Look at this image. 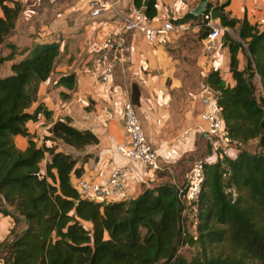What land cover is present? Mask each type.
Wrapping results in <instances>:
<instances>
[{
	"label": "trees",
	"instance_id": "1",
	"mask_svg": "<svg viewBox=\"0 0 264 264\" xmlns=\"http://www.w3.org/2000/svg\"><path fill=\"white\" fill-rule=\"evenodd\" d=\"M201 1H207L205 12L226 28L221 39L229 52L234 84L225 83L219 70H210L203 82L217 93L230 141L242 145L258 139L260 151L240 149L234 157L223 155L204 165L197 203L179 196V187L186 184L197 160L193 155L185 160L192 165H182L174 180L146 187L134 198L113 202L81 198L71 182L72 173L82 174V167L75 166L80 157L59 151L56 145L38 146L25 125L39 112L49 115L41 105L32 113L28 109L37 100L39 84L51 73L59 44L36 43L21 49L19 54H27L11 64L9 75L0 76V214L24 228L1 249L0 264H264V101L256 98L251 80L258 76L264 92V29L246 18L230 17L225 10L228 0ZM133 4L143 8L149 20L157 14L156 0H133ZM21 10L19 0H0V47L10 49L0 56V65L17 53L6 38ZM200 16L186 12L170 22L184 24ZM206 35L202 26L200 36ZM240 52L246 54L242 69ZM59 83L73 88L75 75H63ZM130 99L139 104L136 83L130 87ZM50 131L46 139L78 150L98 143L92 131L75 128L69 119L55 121ZM16 135L27 138L25 149L16 146ZM206 149L205 156L211 152L207 139ZM46 154L49 159L42 170ZM90 156L85 154L82 161ZM189 213L198 219V236L185 230ZM83 222H90L91 228ZM220 242L231 254L207 255L208 248ZM186 244L202 251L188 260L179 250Z\"/></svg>",
	"mask_w": 264,
	"mask_h": 264
},
{
	"label": "crops",
	"instance_id": "2",
	"mask_svg": "<svg viewBox=\"0 0 264 264\" xmlns=\"http://www.w3.org/2000/svg\"><path fill=\"white\" fill-rule=\"evenodd\" d=\"M22 10L15 20L14 28L6 38L7 43L17 47L7 66L6 76L11 73V64L21 60L36 43L57 42L59 51L49 77L41 82L37 100L28 109L32 113L38 105L49 112H39L37 119L26 122L27 132L38 146L56 145L57 150L82 156L76 167H82L86 178H93L98 165L109 160L114 167L124 171V193L134 198L146 187L175 179L174 171L178 162L186 155H194L200 143L206 138L196 130L203 123L198 119L201 109L198 96L200 79L210 70H219L221 78L229 85L234 80L229 71V52L222 45L221 37L214 40L201 38L196 21L187 22L190 32L172 31L160 35L155 43L148 44L139 32L125 35L131 52L129 63H119L107 81H102L106 41L121 31V20L132 7L133 0H114L116 13L106 12L91 17L87 7L89 0H19ZM220 3L225 0H218ZM199 0H156V16L151 20L161 25L170 19L179 18L194 8ZM225 10L235 19L246 18L260 30L264 29V0H228ZM215 21L219 22L217 19ZM197 23V24H196ZM199 26V27H198ZM35 29L36 31L31 32ZM188 32V33H187ZM187 33V34H186ZM189 36L196 37L197 51L185 52ZM193 44V42L191 41ZM2 53L1 56L9 54ZM176 50H170V49ZM179 51H178V50ZM242 53L238 55L239 68H243ZM7 64V65H6ZM73 73L75 84L67 88L59 83L63 75ZM136 83L139 88V104L136 113L143 130L157 148L163 170L147 175L140 161L124 157L114 151V145L124 140L122 127V104L130 96V87ZM176 93L179 101H175ZM69 119L77 129H88L98 138L97 144L87 145L78 150L61 140L46 139L51 136L50 127L57 120ZM192 128L188 134L183 132ZM16 146L25 149V136L14 137ZM234 157L233 150H230ZM49 155L42 160L45 168ZM75 175L72 173L71 182ZM104 181V180H103ZM89 224L90 222H84ZM14 223L10 216L0 214V237H6Z\"/></svg>",
	"mask_w": 264,
	"mask_h": 264
},
{
	"label": "built area",
	"instance_id": "3",
	"mask_svg": "<svg viewBox=\"0 0 264 264\" xmlns=\"http://www.w3.org/2000/svg\"><path fill=\"white\" fill-rule=\"evenodd\" d=\"M87 7L91 17H98L106 12H117L114 0H89ZM202 17L200 24L207 28L205 38L214 40L221 37L226 28L215 21L209 12L203 13ZM189 28L187 23L173 24L170 21L159 26L154 25L146 17L143 8L132 7L121 20L120 33L110 36L106 41L103 72L100 79L107 81L119 63L131 61L132 55L125 40L127 33L139 32L146 43L152 44L160 35L172 31L182 32ZM216 95V91L204 82L200 84L198 96L201 109L198 112V119L203 125L196 132L209 141L211 152L204 158L195 160L187 175L186 184L179 187L180 198L188 203L198 202L204 177V165L216 162L223 155L231 156V148L228 145L231 141L228 138V131ZM122 116L125 138L114 145V151L124 157L140 161L147 175L163 170L159 161L158 148L147 138L130 96L123 101ZM190 131L192 128L186 129L183 134H188ZM72 184L81 198L97 202H113L128 198L124 193V171L114 167L109 160L98 165L93 178L75 175Z\"/></svg>",
	"mask_w": 264,
	"mask_h": 264
},
{
	"label": "rangeland",
	"instance_id": "4",
	"mask_svg": "<svg viewBox=\"0 0 264 264\" xmlns=\"http://www.w3.org/2000/svg\"><path fill=\"white\" fill-rule=\"evenodd\" d=\"M211 1L214 2L216 0H211ZM202 19H203V17L200 16L198 19L192 20V22L196 21L198 24H200L202 22ZM34 31H36V30L35 29L31 30V32H34ZM187 31L190 32L191 30H187ZM201 33H202V26L199 27V33L197 35H200ZM196 37H193V39H192V37L189 36L188 39H190V42L187 43V45H186V47L184 49V51L186 50L185 52L188 51L189 53H195L197 51V47L198 46L195 43L196 42V39H195ZM191 41L193 42V44L191 43ZM170 50L174 51L176 49L174 48V49H170ZM3 52L6 53V52H8V50H6L5 47H2V49L0 50V56L2 55ZM241 53H242V56H240V57L243 58L242 60H243V67H244V65L246 63V54L244 52H241ZM4 65L2 67H0V74L6 73L5 69L7 68V66H4ZM251 80H252V84H253L254 89H255L256 98L258 100H260V101H264V92L261 89V85H260V81H259L258 76H256V75L253 76V78ZM201 81H203V79H200L199 82H201ZM172 95H173V97H175V101H179V97H178V95L176 93H172ZM56 143H57V140H56ZM228 145H229V148H231V150L234 151V154H237V152L240 149L248 151V152H250L252 154L253 153H258L260 151V147L258 145V139H251V140H249L248 142H246L245 144H242V145L236 144L235 142H229ZM206 151H207V149H206L205 143H203V142L200 143L199 149L195 153H193L194 154L193 156H195L194 160L195 159H202L205 156ZM231 154H233V152ZM83 156L84 155L77 156V157H80V159H82ZM183 158H184V161L186 159H188V158L189 159H193L191 157V155H186ZM184 161H179L178 164H177V167L175 168L174 171H179L183 167L186 168L188 165H189V167L192 165V161L189 164L187 163V161H185V162ZM182 165H183V167H182ZM40 166L41 167L44 166L42 161L40 163ZM233 196H235V194H233ZM185 215H187V214H185ZM197 223H198L197 217H195L192 213H189L187 215V220L184 221V227H185V230L187 231V233H189L191 235H194V236H198V232H197V229H196L197 228V225H196ZM82 224H83V226L85 228L90 229L89 224L84 223V222ZM23 228H24V224L23 223H18L16 226L13 225V227L11 228V229H13L12 233H10V235H7L5 238L4 237L1 238L0 251H1V249L4 248L5 244L8 241H10L13 238V236L16 233L20 232ZM11 229H10V231H11ZM179 250H180V254L184 255V257H186V259H188V260H190L194 256L198 255L202 251L199 246H197V245H188V244L182 246ZM227 254H231L230 253V249H229V247H228V245L226 243H222V242L212 244L207 250V255H213V256L222 255L224 257Z\"/></svg>",
	"mask_w": 264,
	"mask_h": 264
},
{
	"label": "water",
	"instance_id": "5",
	"mask_svg": "<svg viewBox=\"0 0 264 264\" xmlns=\"http://www.w3.org/2000/svg\"><path fill=\"white\" fill-rule=\"evenodd\" d=\"M206 6H207V1H201L194 8L190 9L188 13H190L193 16L202 15L203 13H205Z\"/></svg>",
	"mask_w": 264,
	"mask_h": 264
}]
</instances>
